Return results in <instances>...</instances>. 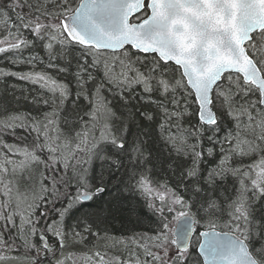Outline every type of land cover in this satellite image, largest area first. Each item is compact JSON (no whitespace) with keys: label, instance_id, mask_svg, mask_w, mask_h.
<instances>
[{"label":"snow or ice","instance_id":"obj_1","mask_svg":"<svg viewBox=\"0 0 264 264\" xmlns=\"http://www.w3.org/2000/svg\"><path fill=\"white\" fill-rule=\"evenodd\" d=\"M0 264H264V0H0Z\"/></svg>","mask_w":264,"mask_h":264},{"label":"trees","instance_id":"obj_2","mask_svg":"<svg viewBox=\"0 0 264 264\" xmlns=\"http://www.w3.org/2000/svg\"><path fill=\"white\" fill-rule=\"evenodd\" d=\"M18 87H28L27 85H24L23 82H18ZM26 105H22V107H25Z\"/></svg>","mask_w":264,"mask_h":264}]
</instances>
